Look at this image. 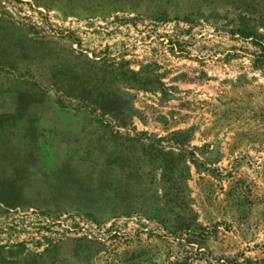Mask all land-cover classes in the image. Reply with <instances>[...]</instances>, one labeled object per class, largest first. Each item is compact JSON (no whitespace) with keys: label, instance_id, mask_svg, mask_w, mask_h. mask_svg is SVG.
Here are the masks:
<instances>
[{"label":"rangeland","instance_id":"1","mask_svg":"<svg viewBox=\"0 0 264 264\" xmlns=\"http://www.w3.org/2000/svg\"><path fill=\"white\" fill-rule=\"evenodd\" d=\"M0 264H264V0H0Z\"/></svg>","mask_w":264,"mask_h":264},{"label":"trees","instance_id":"2","mask_svg":"<svg viewBox=\"0 0 264 264\" xmlns=\"http://www.w3.org/2000/svg\"><path fill=\"white\" fill-rule=\"evenodd\" d=\"M152 151H154L155 153V156H153L152 159L154 160V158L156 157L159 160V163L156 165V167L155 165H153V167L156 168V170L159 172L160 181L163 182L166 180L173 182L172 186L164 191L163 196H168L170 192H174L175 201H173L172 203L173 206H175L176 208H181L182 205L183 207L186 206L187 200L186 195L184 194V189H182L181 187H177L174 183L175 181H178V179L182 180V172H185V179L186 176H188V173H186L188 172V166L186 165V162L183 161L182 167H180L171 160L174 156H176L173 152H164L162 149L158 148L152 149ZM146 157H148L150 161L152 160L149 154H147ZM126 208H128L129 211L140 212L152 219H158V222L161 224L162 228L169 234H174L176 232L188 229V225H183V223H180L177 216H175V211L173 212V209L169 211L166 209H159L156 204L147 205L143 203L128 205ZM162 212H166L168 215L174 216V220L165 221V219H159Z\"/></svg>","mask_w":264,"mask_h":264}]
</instances>
